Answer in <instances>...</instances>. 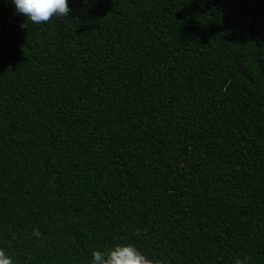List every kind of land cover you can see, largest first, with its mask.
Masks as SVG:
<instances>
[{"label": "trees", "instance_id": "1", "mask_svg": "<svg viewBox=\"0 0 264 264\" xmlns=\"http://www.w3.org/2000/svg\"><path fill=\"white\" fill-rule=\"evenodd\" d=\"M39 232V236L34 235ZM264 264V0H0V250Z\"/></svg>", "mask_w": 264, "mask_h": 264}, {"label": "clouds", "instance_id": "2", "mask_svg": "<svg viewBox=\"0 0 264 264\" xmlns=\"http://www.w3.org/2000/svg\"><path fill=\"white\" fill-rule=\"evenodd\" d=\"M15 11L26 19L39 24L47 22L54 15L64 16L69 13V0H12ZM39 236L38 231L33 233ZM0 264H13L12 258L0 250ZM91 264H152L135 246L116 245L107 252L93 251ZM235 264H243L237 259Z\"/></svg>", "mask_w": 264, "mask_h": 264}]
</instances>
